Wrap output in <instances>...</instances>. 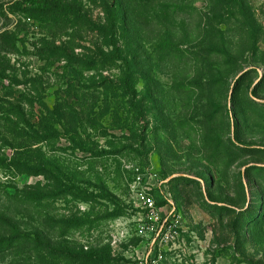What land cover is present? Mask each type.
I'll return each instance as SVG.
<instances>
[{
    "label": "rangeland",
    "instance_id": "rangeland-1",
    "mask_svg": "<svg viewBox=\"0 0 264 264\" xmlns=\"http://www.w3.org/2000/svg\"><path fill=\"white\" fill-rule=\"evenodd\" d=\"M55 1L0 0V264H264V0Z\"/></svg>",
    "mask_w": 264,
    "mask_h": 264
},
{
    "label": "trees",
    "instance_id": "trees-1",
    "mask_svg": "<svg viewBox=\"0 0 264 264\" xmlns=\"http://www.w3.org/2000/svg\"><path fill=\"white\" fill-rule=\"evenodd\" d=\"M26 6L29 8H34V9H40L43 11H55L58 13L64 12V10L66 8L63 7H59L56 3V1H49V0H27L26 2ZM127 91V90H125ZM25 238L27 236H23L21 234H15L12 238ZM29 238V237H27ZM8 241V240H6ZM35 242L37 243V240L35 239ZM84 262L88 263V264H101L104 261L107 260L105 255H99L96 252H92L90 255L83 257Z\"/></svg>",
    "mask_w": 264,
    "mask_h": 264
},
{
    "label": "built area",
    "instance_id": "built-area-1",
    "mask_svg": "<svg viewBox=\"0 0 264 264\" xmlns=\"http://www.w3.org/2000/svg\"><path fill=\"white\" fill-rule=\"evenodd\" d=\"M12 4H15V5H23V6H26V2L27 0H9ZM152 204H149V207H151Z\"/></svg>",
    "mask_w": 264,
    "mask_h": 264
}]
</instances>
